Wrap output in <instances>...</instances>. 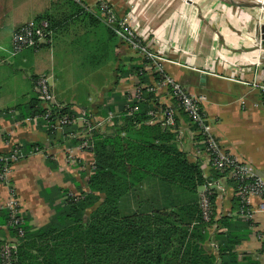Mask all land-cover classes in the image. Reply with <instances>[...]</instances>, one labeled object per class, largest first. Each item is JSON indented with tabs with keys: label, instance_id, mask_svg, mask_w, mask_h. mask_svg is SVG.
I'll return each mask as SVG.
<instances>
[{
	"label": "crops",
	"instance_id": "obj_1",
	"mask_svg": "<svg viewBox=\"0 0 264 264\" xmlns=\"http://www.w3.org/2000/svg\"><path fill=\"white\" fill-rule=\"evenodd\" d=\"M79 1L82 5L75 0H0V154L15 145L38 144L40 148L12 164L8 185L0 183V243L9 239L3 224L9 187L15 190L28 225L39 229L54 214L51 200H55L53 206L61 203L57 191L87 192L92 173L93 154L77 148L83 138L80 124L49 136L41 124L29 126L24 122L27 118L18 119L21 108L33 98L43 108L35 79L49 75L61 109L94 119L109 112L121 114L135 91L133 70L139 66L138 57L97 19L100 1L120 18L132 9L140 32L149 37L148 44L153 47L158 39L166 74L203 98L205 122L218 146L256 172L264 171V92L252 87L253 83L264 86V46L260 43L264 13L260 8L244 0ZM42 16L53 26L50 44L12 56L13 32ZM170 103L159 98L160 105ZM115 125L120 127L122 120ZM177 126L183 137L175 136L176 149L198 164L204 179L197 194L145 181L136 194L120 200V212L152 214L196 202L200 213L199 194L208 184L213 192L210 221H203L200 213L201 233L207 234L204 246L218 256L215 237L224 234L236 242L230 248L237 261L264 264V215L249 224L236 218L231 183L209 168L200 151L202 139L181 112ZM72 181L77 184L73 191ZM223 217L229 218L227 226Z\"/></svg>",
	"mask_w": 264,
	"mask_h": 264
},
{
	"label": "trees",
	"instance_id": "obj_2",
	"mask_svg": "<svg viewBox=\"0 0 264 264\" xmlns=\"http://www.w3.org/2000/svg\"><path fill=\"white\" fill-rule=\"evenodd\" d=\"M39 20H44L43 16L35 21ZM50 28L53 32V26ZM140 69L138 66L133 71L141 84H147L148 76L140 75ZM140 94L141 99L135 102L137 113L122 117L120 127L115 125L110 132L93 137L94 162L86 183L87 192L78 189L74 194L58 190L61 203L53 206L55 200H51L54 214L48 224L39 229L30 227L23 213L24 235L19 238L15 264H244L236 260L230 248L236 242L224 234L215 237L218 256L210 254L204 246L207 234L201 233L204 225L200 223L196 202L152 214L143 210L129 214L120 212V200L136 194L145 181L161 183L191 196L196 195L204 183L198 164L189 162L186 155L176 149L175 133L164 130L161 124H146L149 112L168 105H160L159 98L170 97L165 93H148L144 88L140 89ZM170 101L171 105L175 104L174 100ZM19 112L20 120L45 114L34 98ZM53 112L51 122L57 116L73 115L66 109H53ZM45 130L49 136L57 132ZM198 138L203 137L198 135ZM16 149L24 157L40 150L38 144H23ZM231 185L234 191L235 186ZM137 196H134L136 202ZM235 203L238 209L236 199ZM228 219L223 217L226 226ZM7 222L5 211V227ZM194 222L200 226L191 229ZM7 231L9 237L15 236L14 228L8 227ZM245 262L253 264L247 259Z\"/></svg>",
	"mask_w": 264,
	"mask_h": 264
},
{
	"label": "built area",
	"instance_id": "obj_3",
	"mask_svg": "<svg viewBox=\"0 0 264 264\" xmlns=\"http://www.w3.org/2000/svg\"><path fill=\"white\" fill-rule=\"evenodd\" d=\"M75 1L82 5L79 0ZM97 11V19L138 57L141 67L139 74L145 73L148 76V83L142 85L137 80L138 78L136 79L135 91L132 97L127 100L121 114L109 112L107 116L96 119L83 115H63L57 116L55 121L51 122L50 116L52 113L54 114L53 109L60 110L61 107L57 105L54 98L50 76L42 74L38 76L34 86L37 96L43 104L45 114L27 118L24 122L29 126L41 124L45 129L59 132L65 126L80 124L83 129V138L77 148L81 151L91 152L93 137L109 132L122 117H131L139 111L135 102L141 99L140 89L144 88L148 93L165 92L170 99L174 100L175 104L163 105V107L149 112L146 124H161L164 128L174 132L178 139H182L183 131L177 126V114L181 112L188 120L189 128L203 137L200 151L204 152V158L209 168L226 177L235 186L233 193L239 204L235 214L236 218L254 223L257 215H264V171L256 172L247 162L240 161L218 146L202 113L200 104L203 98L187 93L180 83L166 74L163 67V62L166 60L159 51L158 39L153 47L148 44L149 37L142 31L140 32L131 8L120 18L106 2L100 1L97 4ZM51 40L52 30L49 23L46 20H31L13 32L11 55L15 56L26 49L47 46ZM256 65L258 66L259 63ZM252 87H257L264 92V86L253 83ZM20 147L21 145H15L6 155L0 154V183L4 185L9 184L12 164L25 156L16 149ZM32 154L34 153L29 155ZM212 195V188L208 184L199 194L200 213L205 222H209L211 219ZM3 208L6 210L8 218L6 228H14L15 236L9 237L8 240L0 244V264H15L19 238L24 235V216L20 201L12 187L8 188V199Z\"/></svg>",
	"mask_w": 264,
	"mask_h": 264
},
{
	"label": "water",
	"instance_id": "obj_4",
	"mask_svg": "<svg viewBox=\"0 0 264 264\" xmlns=\"http://www.w3.org/2000/svg\"><path fill=\"white\" fill-rule=\"evenodd\" d=\"M251 6H255V7H258L262 10H264V2L261 3V0H256L255 2H252L250 4ZM260 43L262 46H264V28H261V32H260ZM187 93H190L187 89H185ZM191 94V93H190Z\"/></svg>",
	"mask_w": 264,
	"mask_h": 264
},
{
	"label": "rangeland",
	"instance_id": "obj_5",
	"mask_svg": "<svg viewBox=\"0 0 264 264\" xmlns=\"http://www.w3.org/2000/svg\"><path fill=\"white\" fill-rule=\"evenodd\" d=\"M226 2H228L227 0H225ZM236 1H238L239 3H242V1H240V0H236ZM256 0H244V2L245 3H252V2H255ZM243 2V3H244ZM264 2V0H261V3H263ZM260 10V12L261 13H264V10H262V9H259ZM254 12V11H253ZM264 24V23H263ZM257 46H258V44H256ZM77 183H79V182H77ZM75 185H77L74 181H72V184H71V190L73 191L74 190V186ZM76 187V186H75ZM58 194H59V192H58Z\"/></svg>",
	"mask_w": 264,
	"mask_h": 264
}]
</instances>
